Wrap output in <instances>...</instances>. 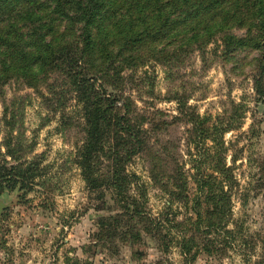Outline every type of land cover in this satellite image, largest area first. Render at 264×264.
Masks as SVG:
<instances>
[{"label": "rangeland", "instance_id": "rangeland-1", "mask_svg": "<svg viewBox=\"0 0 264 264\" xmlns=\"http://www.w3.org/2000/svg\"><path fill=\"white\" fill-rule=\"evenodd\" d=\"M77 1L0 0V33L13 39L5 52L23 50L31 60L50 40L70 41L80 55ZM172 1L94 0L92 43L80 64L97 87L147 117V150L130 167L148 189L147 215L83 179L76 163L83 119L68 64L35 60L20 75L10 65L0 79V140L11 130L21 159L42 172L33 185L0 195V264H264V98L255 90L264 0H185L171 12ZM232 118L237 126L223 142L239 183L228 224L238 237L217 257L216 235L199 230L213 208L205 198L218 174L215 125ZM198 213L205 221L197 228ZM184 241L197 252L190 263Z\"/></svg>", "mask_w": 264, "mask_h": 264}, {"label": "trees", "instance_id": "trees-1", "mask_svg": "<svg viewBox=\"0 0 264 264\" xmlns=\"http://www.w3.org/2000/svg\"><path fill=\"white\" fill-rule=\"evenodd\" d=\"M184 1H172L171 12L182 6ZM84 2L85 5L82 0L76 3L83 11L78 32L79 43L83 44L80 55L76 52H74L75 57L72 55L73 50L67 47L70 41L53 43L47 40L46 47L49 51L38 57L34 56V59L30 60V55L23 50L13 55L5 52L11 48L10 42L13 39L0 33V79L8 74L10 65L14 73L20 75L25 69H33L38 60L42 64H55L60 61L62 64H68L66 68L70 73L71 84L83 119V143L76 154V163L81 170V175L89 189L113 191L115 195L122 198L121 202L127 203V205H122L123 207L130 208L136 216L142 217L148 214L145 207L148 189L140 181L141 176L130 167L134 163V158L147 150L149 130L141 126L143 119L147 117L134 113L130 100L120 101L117 95L107 92L103 85H99L98 87L101 88H98L97 78L88 77L86 73H83L80 64L92 43V33L89 27L93 23V14L97 5L94 0H84ZM30 30L32 31L26 35V38L32 37L35 32L34 27ZM1 47L5 48L3 52ZM10 56L13 61H8ZM255 90L260 97L264 98V63L261 64L260 74L255 79ZM119 102H121L120 105H118ZM236 126L237 119L235 118L215 125L214 139L217 145L215 169L218 174L211 179L212 193L205 198V201H212L213 208L208 210L206 215L207 228L199 230L201 236L204 237L208 234L216 235L217 243L212 247V251L217 257H221L224 254L223 249L229 246V243H234L238 237L235 230L228 229V224L233 215V196L239 183L232 167L224 161L226 147L223 142L224 133ZM20 150L18 136L14 135L11 130L7 131L0 140V195L6 190H14L18 185L25 187L33 185L35 179L42 176L40 164L37 161L24 162L19 155ZM150 170L152 172V169ZM132 188L137 194H129ZM177 195L180 197V194ZM125 197H129L131 202H126ZM196 204L197 206L200 204L199 200ZM197 206H194V209ZM198 214L199 219L193 224L197 228L200 222L205 221L203 215ZM188 220V223L192 222L191 219ZM153 221L155 224H161V221ZM165 221L171 226L174 222L169 215ZM192 239L196 241L195 236ZM182 246L183 254L190 263L195 259L197 252L191 254L193 245L189 241H184Z\"/></svg>", "mask_w": 264, "mask_h": 264}, {"label": "water", "instance_id": "water-1", "mask_svg": "<svg viewBox=\"0 0 264 264\" xmlns=\"http://www.w3.org/2000/svg\"><path fill=\"white\" fill-rule=\"evenodd\" d=\"M1 211H2V205L0 204V214H1Z\"/></svg>", "mask_w": 264, "mask_h": 264}]
</instances>
